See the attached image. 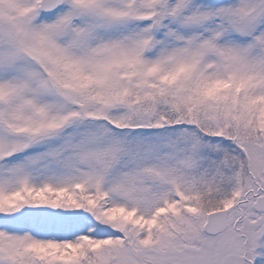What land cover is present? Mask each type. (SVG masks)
I'll list each match as a JSON object with an SVG mask.
<instances>
[{"label":"snow or ice","instance_id":"snow-or-ice-1","mask_svg":"<svg viewBox=\"0 0 264 264\" xmlns=\"http://www.w3.org/2000/svg\"><path fill=\"white\" fill-rule=\"evenodd\" d=\"M0 264H264V0H0Z\"/></svg>","mask_w":264,"mask_h":264}]
</instances>
